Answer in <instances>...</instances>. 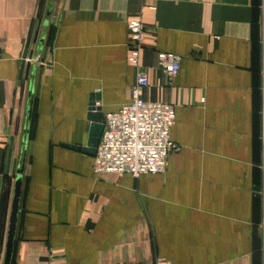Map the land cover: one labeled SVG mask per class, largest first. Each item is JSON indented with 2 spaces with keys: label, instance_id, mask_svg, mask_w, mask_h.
<instances>
[{
  "label": "crops",
  "instance_id": "obj_1",
  "mask_svg": "<svg viewBox=\"0 0 264 264\" xmlns=\"http://www.w3.org/2000/svg\"><path fill=\"white\" fill-rule=\"evenodd\" d=\"M139 13L141 96L174 105L177 149L163 173H95L69 145L92 95L101 123L130 99ZM21 166L10 264H264V0H0V264Z\"/></svg>",
  "mask_w": 264,
  "mask_h": 264
},
{
  "label": "built area",
  "instance_id": "obj_2",
  "mask_svg": "<svg viewBox=\"0 0 264 264\" xmlns=\"http://www.w3.org/2000/svg\"><path fill=\"white\" fill-rule=\"evenodd\" d=\"M127 61L135 68V80L130 87V99L117 110L104 113L103 130L93 156L95 173L143 174L163 173L171 151L177 149L171 138L175 122V107L171 103L146 100L141 90L148 86L147 72L141 69V51L146 26L139 13L127 21ZM181 56L159 51L155 66L169 78L180 69ZM38 63L35 58H28ZM156 264H169L164 259Z\"/></svg>",
  "mask_w": 264,
  "mask_h": 264
},
{
  "label": "water",
  "instance_id": "obj_3",
  "mask_svg": "<svg viewBox=\"0 0 264 264\" xmlns=\"http://www.w3.org/2000/svg\"><path fill=\"white\" fill-rule=\"evenodd\" d=\"M35 60L38 61V58H35ZM90 99L91 100L88 108L89 111L86 115V118L89 121L88 126L86 127V131L88 132V136L86 138V144L85 146L82 147L78 145H69V146L75 149H80L87 154L94 155L103 130V123L100 122V115H101L100 108L98 106H95L96 98L92 95ZM22 170L23 167L21 166L14 181L13 195L11 201L10 214L8 218V226L6 231V241H5L2 264L11 263L15 229H16V220H17V213L19 206L20 189L22 183L21 180Z\"/></svg>",
  "mask_w": 264,
  "mask_h": 264
}]
</instances>
